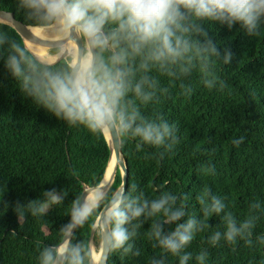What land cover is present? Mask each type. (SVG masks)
Wrapping results in <instances>:
<instances>
[{"label": "trees", "instance_id": "16d2710c", "mask_svg": "<svg viewBox=\"0 0 264 264\" xmlns=\"http://www.w3.org/2000/svg\"><path fill=\"white\" fill-rule=\"evenodd\" d=\"M0 9L14 12L25 25L36 23L26 17L19 0H0ZM182 23L191 29L186 38L193 45L206 44L210 38L220 56H212L207 64L187 58L162 64L149 59L150 47L138 54L123 41L104 51L95 50L96 58L103 56L105 63L123 73L126 92L121 109H135L145 121L159 122L162 117L176 130L177 141L171 149L142 144L130 136L121 138L128 167L125 191L133 196L143 193L141 198L149 201L164 193L174 195L177 207L185 205L186 215L179 223L195 217L205 226L179 255H172L150 236L152 224L163 222V215L142 216L127 225L130 232L137 225L128 242L131 251L113 252L107 264H151L161 256L165 264H180L184 253L191 257L187 264H200L201 252L207 253L204 264H264V243L260 242L264 237V27L258 35L249 36L238 24L229 29L211 21ZM197 27L208 35L198 33ZM114 29L110 23L104 26L108 35ZM13 45L23 50L37 73L70 74L71 60L40 62L20 34L0 22V264H39L42 248L61 242L60 228L69 221L72 202L103 179L110 147L107 139L82 125L57 119L20 91L7 67L8 57L17 55ZM226 49L233 53L230 64L223 63ZM115 54L123 55V60L112 65ZM212 78L217 83L209 89L204 80ZM137 84L139 96L134 91ZM144 95L150 99L145 101ZM240 137L244 140L237 147L233 140ZM121 182L118 168L112 190ZM50 189L65 193L63 203L33 216L27 202L43 200V192ZM205 191L224 203L220 214L204 216L198 197ZM256 203L260 207L253 209ZM18 204L25 205L23 219L18 218ZM226 213L237 223L257 217L251 244L240 237L231 243L223 237L216 245L209 243L215 232L225 231ZM95 216L75 230L73 243L89 241ZM175 226L165 224L164 231Z\"/></svg>", "mask_w": 264, "mask_h": 264}, {"label": "clouds", "instance_id": "9594fccd", "mask_svg": "<svg viewBox=\"0 0 264 264\" xmlns=\"http://www.w3.org/2000/svg\"><path fill=\"white\" fill-rule=\"evenodd\" d=\"M19 7L28 19L36 21L31 25L38 30L55 28L61 32H75L77 39L83 38L91 49L101 51L115 47L121 41L135 53L150 47L149 59L157 62L176 64L178 61L193 59L207 64L212 56L219 57L220 49L209 38L206 44L193 45L186 34L191 29L182 22L211 21L231 29L239 25L249 36L258 35L264 27V0H19ZM113 24L114 31L104 32L105 24ZM198 33L207 36L199 27ZM17 55H10L7 67L18 81V87L31 101L69 125H82L91 133L98 134L111 142L123 137L139 138L142 144L165 146L171 149L176 143V130L161 117L159 122L145 121L135 109L131 112L120 108V100L126 88L123 73L105 63L103 56L89 58L74 66L71 74L43 72L37 73L29 64L21 48L13 45ZM233 53L224 52L223 63L230 64ZM112 65L121 63L123 55L115 54ZM187 71V69H185ZM205 86L211 89L216 78L205 79ZM223 87V82H220ZM135 93L141 95L139 84ZM145 101L149 100L144 95ZM244 137L233 140L239 146ZM140 150L141 144H137ZM212 169H210L211 171ZM135 186H133V191ZM133 196L121 186L112 190L111 183L102 180L86 189L85 195L72 202L68 223L60 228L61 242L45 246L39 253V264H107L110 254L123 249H132L129 240L135 235L127 225L143 217L162 214L163 222H154L150 236L165 253L179 255L193 240L194 233L204 228L203 221L189 217L179 223L185 215V205L176 206L177 197L164 193L149 201ZM43 200H30L26 208L33 215L45 214L52 205L62 204L65 193L50 189L43 192ZM187 200V196L184 197ZM205 217L220 214L225 205L210 191L198 197ZM103 206V210L98 212ZM259 208L258 203L251 206ZM25 205H17L19 219L24 218ZM94 214L92 228L98 240L87 243H73L77 228L82 227ZM225 231L215 232L209 243L216 245L223 237L231 243L237 237L248 238L251 244L252 229L257 217L237 223L231 213L223 217ZM174 230L164 231L165 224H174ZM95 226V227H93ZM264 243V237L260 238ZM127 244V247L125 245ZM138 255L139 253H134ZM206 252L197 259L204 264ZM190 254L180 255V264H187ZM151 264H165V258H153Z\"/></svg>", "mask_w": 264, "mask_h": 264}, {"label": "water", "instance_id": "95a60500", "mask_svg": "<svg viewBox=\"0 0 264 264\" xmlns=\"http://www.w3.org/2000/svg\"><path fill=\"white\" fill-rule=\"evenodd\" d=\"M0 22L6 23V24L12 26L20 34V36L24 40L25 45H26V41H29L33 44L53 49V48H58V47L64 45L65 43H68L69 41H71L75 38V44L77 47V55H76V58L73 60V62L70 63V66H71L70 74L73 72L74 66L82 63L84 60L85 47H86L87 43L83 38L77 39L78 34L75 37L74 31L70 32V34L67 37H65L64 39H59V40L42 39V38L38 37L37 35H35L32 31H30V29H34V27H31L29 25H25L24 23H22V21L18 20L15 17L14 12L6 11L3 9H0ZM89 53H90V58H93V59L96 58L95 48L91 49V52H89ZM33 55H34V53H33ZM61 58H65V56H63ZM61 58H59L58 60H60ZM58 60H56V61H58ZM39 61L42 62L41 60H39ZM42 63H44V62H42ZM106 139H107V137H106ZM107 142H108L109 147H110L109 161L111 159L112 154H114L117 158V161H118L117 165H116V170L119 168V170L121 172V176H122L121 185L117 189H119L121 186H123V188L125 190L126 189V183H127V177H128V167H127L126 160L124 159L123 153L121 151L120 140H113L111 142H109V141H107ZM120 155H121V158H120ZM109 161H108V164H109ZM108 164H107V167H108ZM107 167H106V170H107ZM106 170H105V172H106ZM104 175H105V173H104ZM103 178H104V176H103ZM86 189H84V191L82 192L81 198L85 195ZM102 210H103V207L101 208L100 211H102ZM93 227H95V226H93ZM94 234H95V230L92 228L89 240H93Z\"/></svg>", "mask_w": 264, "mask_h": 264}, {"label": "bare ground", "instance_id": "6f19581e", "mask_svg": "<svg viewBox=\"0 0 264 264\" xmlns=\"http://www.w3.org/2000/svg\"><path fill=\"white\" fill-rule=\"evenodd\" d=\"M30 31H32L38 37H40L42 39H47V40L64 39L65 37H67L70 34V32H68V33L61 32V31H58L57 29L51 28V27L47 28L45 30H38V29L34 28V29H30ZM76 35L77 34L75 33V37H76ZM26 46L40 60L43 61V60L47 59V58L45 59V55L47 54V48L46 47H42L40 45L33 44L29 41H26ZM67 55H73L74 59L76 58L77 47L75 44V38L73 40L69 41L68 43H65L64 45L60 46L59 52H58L56 57H58V56L63 57V56H67ZM89 58H90V56L84 57L83 62ZM120 158H121V155H120ZM117 162L118 161H117L116 156L114 154H112L111 159H110L109 164H108V167H107V170H106L104 178H103V180H105V181L108 180L111 183V185L115 179ZM85 193H86V190H85Z\"/></svg>", "mask_w": 264, "mask_h": 264}, {"label": "rangeland", "instance_id": "374dc122", "mask_svg": "<svg viewBox=\"0 0 264 264\" xmlns=\"http://www.w3.org/2000/svg\"><path fill=\"white\" fill-rule=\"evenodd\" d=\"M59 48L60 47H58V48H53V49H51V48H47V54L45 55V59L46 60H41L42 62H44V63H46V64H51V63H54L56 60H58L59 58H61V57H56L57 56V54H58V52H59ZM72 54V53H71ZM49 56V57H48ZM86 56H90V53H89V49H88V46H87V44H86V47H85V55H84V57H86ZM65 57H69L70 58V60H71V62H73V60H74V57H73V55H67V56H65ZM38 58V57H37ZM39 59V58H38ZM40 60V59H39ZM50 60V61H49ZM98 240V237H97V233H96V231H95V234H94V237H93V240L92 241H97Z\"/></svg>", "mask_w": 264, "mask_h": 264}]
</instances>
